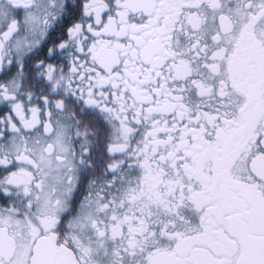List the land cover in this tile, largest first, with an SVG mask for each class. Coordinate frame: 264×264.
<instances>
[{"label": "snow or ice", "instance_id": "obj_1", "mask_svg": "<svg viewBox=\"0 0 264 264\" xmlns=\"http://www.w3.org/2000/svg\"><path fill=\"white\" fill-rule=\"evenodd\" d=\"M0 264H264V0H0Z\"/></svg>", "mask_w": 264, "mask_h": 264}]
</instances>
